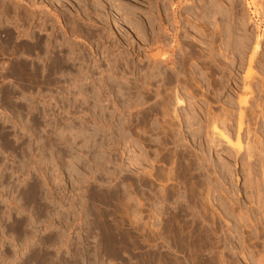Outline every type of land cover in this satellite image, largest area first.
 <instances>
[{
	"label": "rangeland",
	"instance_id": "374dc122",
	"mask_svg": "<svg viewBox=\"0 0 264 264\" xmlns=\"http://www.w3.org/2000/svg\"><path fill=\"white\" fill-rule=\"evenodd\" d=\"M262 87L264 0H0V264H264Z\"/></svg>",
	"mask_w": 264,
	"mask_h": 264
},
{
	"label": "bare ground",
	"instance_id": "6f19581e",
	"mask_svg": "<svg viewBox=\"0 0 264 264\" xmlns=\"http://www.w3.org/2000/svg\"><path fill=\"white\" fill-rule=\"evenodd\" d=\"M80 1V0H79ZM149 1V0H148ZM204 1V0H203ZM206 1V0H205ZM201 2V1H200ZM88 7V6H87ZM201 8V7H200ZM200 11V10H199ZM202 12V11H201ZM205 13V12H204ZM202 15V14H201ZM154 21V20H153ZM201 21V20H200ZM202 22V21H201ZM159 26V25H158ZM157 26V27H158ZM199 26V25H198ZM202 27V26H201ZM88 28V27H87ZM88 29H90V28H88ZM200 29V28H199ZM205 30V29H204ZM201 31H203V30H201ZM169 32V31H168ZM163 34V33H162ZM203 34V33H202ZM160 35V34H159ZM204 35V34H203ZM204 37V36H203ZM159 38V37H158ZM161 39V38H160ZM257 40V39H256ZM156 42L158 41V40H155ZM259 41V40H258ZM155 42V43H156ZM160 43V42H159ZM163 43V42H162ZM256 43H257V41H256ZM214 45V44H213ZM259 45L257 44L256 46H255V48L253 49V54H255L256 52H257V50L259 49V47H258ZM252 54V53H251ZM180 55V54H179ZM155 56V55H154ZM154 56H152V60H151V62H152V66H153V68L154 69H156V71H154V69H153V71L154 72H156L157 73V68L159 67H164V66H166L167 65V62H164V61H166V60H164V61H162L163 59H164V56L162 57V60H160L161 58H159L158 57V59L157 60H159V61H157V60H155V58H154ZM253 56V55H252ZM255 56V55H254ZM253 56V57H254ZM166 58H167V56H166ZM183 58V57H182ZM181 58V59H182ZM208 58V57H207ZM188 59V58H187ZM250 59V61H249V63L251 64V60H254V58L252 59V57H250L249 58ZM248 59V60H249ZM183 60V59H182ZM184 60H186V59H184ZM150 61V60H149ZM95 63V62H94ZM173 63H175L174 61H173ZM126 64V63H125ZM253 64V63H252ZM117 66V65H116ZM179 66V65H178ZM184 66V65H183ZM111 67V66H110ZM131 67V66H130ZM250 67V66H249ZM116 68V67H115ZM124 68V67H123ZM179 68V67H178ZM177 68V69H178ZM121 69V68H120ZM128 69H129V67H128ZM132 69V68H131ZM163 69H165V68H163ZM248 69H250V68H248ZM139 70V69H138ZM179 70V69H178ZM181 70V69H180ZM251 70V71H250ZM250 70H248L246 73H247V75H248V72H252L253 70L252 69H250ZM123 71V70H122ZM152 71V72H153ZM150 72V71H149ZM152 72H150L151 74H152ZM154 72H153V74H154ZM177 72V71H176ZM182 72V71H181ZM111 73V72H110ZM121 73V72H120ZM152 74V75H153ZM180 74V73H179ZM183 74V73H182ZM253 74V73H252ZM152 75H150V77H155V79H156V76H152ZM157 75H159V74H157ZM162 75H164V74H162ZM195 75V74H194ZM246 75V76H247ZM251 75V74H250ZM117 76V75H116ZM123 76V75H122ZM165 76V75H164ZM164 76H162V77H164ZM174 77L176 76L177 77V75H173ZM191 76V75H190ZM104 77V76H103ZM149 76L147 77V80L150 78ZM158 77V76H157ZM172 77V76H171ZM170 77V78H171ZM180 77V76H179ZM182 77V76H181ZM183 77H184V75H183ZM117 78V77H116ZM123 78V77H122ZM137 78V77H136ZM152 78V79H153ZM159 79H160V77H158ZM194 78V77H193ZM249 78V77H248ZM151 79V78H150ZM167 79V78H166ZM173 79V78H172ZM177 79V78H176ZM102 80V79H101ZM113 80V79H112ZM125 80V79H124ZM141 80H142V78H141ZM180 80V79H179ZM178 80V81H179ZM184 80V79H183ZM259 80V79H258ZM105 81V80H104ZM116 81V80H115ZM119 81V80H118ZM132 81V80H131ZM134 81V80H133ZM152 81V80H151ZM169 81H170V79H169ZM177 81V82H178ZM249 81V80H248ZM254 80H252V82H253ZM126 82V81H125ZM148 82H149V80H148ZM153 82V81H152ZM172 82V81H171ZM196 82V81H195ZM252 82H245L244 81V83L242 82V91H243V94H245V95H247V96H250V98H248L247 96L245 97V99L243 98V100H241L240 99V101H238V113H236V115L235 116H237V128H238V135L235 137V141L233 142L232 140H231V138L233 137L229 132V130H228V128H226V125L224 124V122H225V120H224V118H222L221 120H224L223 122L220 120V123L218 122L219 121V119H217V118H215V116H211V119H210V117L207 119L208 121H210V122H208V123H210V125H208V127H210L211 128V130H212V134H215V135H217V136H219L221 139H223L224 141H225V143H227V145H229V146H232L233 148H235L236 150L237 149H241V143H242V141H241V137H240V132H241V130H242V127H243V121H244V118H247V116L249 115V114H251L253 111H254V109H253V104H252V102L250 103V101L251 100H253L252 98H251V96L253 97V93L255 92V90H254V92H253V90H252ZM260 82V81H259ZM114 83V82H113ZM132 83V82H131ZM186 83V82H185ZM149 84H150V82H149ZM137 85V84H136ZM145 85H147V84H145ZM198 85V84H197ZM129 86V85H128ZM139 86H142V85H139ZM135 87V86H134ZM150 87V86H149ZM258 87V86H257ZM260 87V86H259ZM145 88V87H144ZM151 88V87H150ZM263 88V87H262ZM133 89H135V88H133ZM152 89V88H151ZM255 89H256V87H255ZM264 89V88H263ZM262 90V89H261ZM258 93V92H257ZM255 94V93H254ZM155 95V94H154ZM256 96V95H255ZM262 96V95H261ZM185 97V96H184ZM193 97V96H192ZM185 98H187V97H185ZM246 98H248V99H251L250 101L249 100H247ZM255 98V97H254ZM190 99V98H189ZM182 100V99H181ZM248 101H249V104H248ZM258 101V100H257ZM178 103H180V101L178 100L177 101ZM182 102H183V100H182ZM181 102V103H182ZM112 103V102H111ZM180 103V104H181ZM183 104V103H182ZM260 104V103H259ZM258 104V105H259ZM177 105V104H176ZM257 104H255V107L257 108H259V106H256ZM261 105V104H260ZM111 107V106H110ZM260 108H261V106H260ZM259 108V109H260ZM119 111V110H118ZM236 111V110H235ZM116 112V111H115ZM207 112V111H206ZM255 112V111H254ZM253 112V113H254ZM259 112H260V110H259ZM253 113L251 114V115H253ZM228 114V113H227ZM230 114V113H229ZM215 115H217V114H215ZM255 115V114H254ZM260 116V115H259ZM220 117V116H219ZM218 117V118H219ZM223 117V116H222ZM248 117H251V118H253L252 116H248ZM261 117V116H260ZM256 118L257 117H255V120H256ZM210 119V120H209ZM258 119V118H257ZM227 120H229V119H227ZM247 120V119H246ZM252 121V120H251ZM231 122V121H230ZM247 122H249V121H246V126H248V125H250V122L249 123H247ZM207 123V124H208ZM251 127V126H250ZM253 127H255V126H253ZM249 127H246V134H247V136L249 135V129H248ZM229 131V132H228ZM230 135L232 136V137H230ZM255 136V135H254ZM214 137V136H213ZM218 137V138H219ZM243 137V136H242ZM244 138V137H243ZM255 138V137H254ZM234 139V138H233ZM249 141V140H248ZM254 142V141H253ZM258 142H259V140H258ZM253 144V143H252ZM251 144V145H252ZM257 145V144H256ZM255 145V146H256ZM245 146V145H244ZM243 147V146H242ZM252 147H254V146H252ZM255 148H257V147H254L252 150H254ZM250 150V147H249V145L248 144H246V151H247V153H248V151ZM238 151V150H237ZM251 151V150H250ZM240 153V152H239ZM252 153V152H251ZM253 155V154H252ZM248 156V155H247ZM250 156H251V154H250ZM252 158V157H251ZM264 180V179H263ZM259 205V204H258ZM262 209H263V207H262ZM255 229V228H254ZM257 234V233H256ZM260 234V233H259ZM264 242V241H263ZM251 253V252H250ZM249 253V254H250ZM243 255V254H242ZM261 259V258H260ZM258 260V259H257ZM261 261V260H260ZM257 263V262H256Z\"/></svg>",
	"mask_w": 264,
	"mask_h": 264
}]
</instances>
